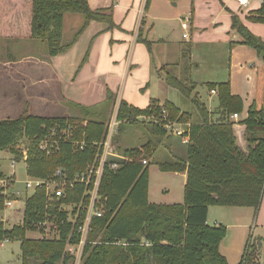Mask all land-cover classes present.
<instances>
[{"label":"trees","instance_id":"16d2710c","mask_svg":"<svg viewBox=\"0 0 264 264\" xmlns=\"http://www.w3.org/2000/svg\"><path fill=\"white\" fill-rule=\"evenodd\" d=\"M151 0H147L149 9ZM108 10L93 11L88 0H0V36L42 40L48 45L50 56L65 52L92 21L116 25ZM66 13H79L85 22L75 40L64 45L63 29ZM249 20L264 23V2L252 11ZM233 28L241 35L239 44L254 48L264 59V41L255 36L238 17H233ZM188 60L187 77L182 79L166 74L168 86L179 91L198 115L193 122L192 112H182L172 102L163 105L154 102L141 110L122 101L117 112L119 133L127 126L143 123L151 131V138L142 148H127L111 156L105 164L99 187L96 209L101 217H93L90 232L84 246L81 264H230L222 255L220 246L228 236L224 225L208 223L210 207L259 208L264 192V108L253 105L248 118L236 123L232 115L243 112V101L231 93L230 84L209 83V90H217L219 107L210 113L197 95L196 84L190 80V51L184 53ZM194 95V96H193ZM108 91L107 104L113 102ZM169 120L191 123L185 133V158L160 162L162 172L187 171L184 203L156 204L149 201L150 168L143 165L156 152L164 138H170L164 128V114ZM85 119L98 113L82 108ZM99 116L103 113L99 112ZM219 115L217 119L214 117ZM140 117L150 118L148 122ZM84 120V119H82ZM77 117L46 118L34 115L0 121V152L11 154L23 161L28 152L29 177L51 180L62 170L74 180L85 173L88 166L97 164L102 154L101 142L108 127L100 119H90L86 125ZM77 123L75 140L84 141L83 149L71 142L62 141L51 155L41 151L40 141L50 137L55 125L65 127ZM245 126L244 152L237 144L236 125ZM182 139L183 137H178ZM55 140H60L56 135ZM128 157V158H127ZM119 167L113 169L112 164ZM4 175L0 172V179ZM92 186L75 183L66 187V196L50 201L45 188H39L25 201L23 225L9 229L0 220V242L19 241L23 252V264H75V258L67 247L78 244V230L85 222ZM0 186V210L5 206L6 195ZM4 201V203H3ZM4 204V206H3ZM70 206L71 208L66 209ZM53 221L59 230L56 238H27L28 232H44L45 222ZM258 244L246 247L239 264H262L257 261ZM264 264V263H263Z\"/></svg>","mask_w":264,"mask_h":264},{"label":"crops","instance_id":"0c3cea01","mask_svg":"<svg viewBox=\"0 0 264 264\" xmlns=\"http://www.w3.org/2000/svg\"><path fill=\"white\" fill-rule=\"evenodd\" d=\"M154 1L151 0L149 9H146L147 0H88L93 11L108 10L105 12L106 14L112 13L116 26L109 29L110 26L106 22L92 21L77 38L76 35L83 26L85 17L79 13H66L62 43L66 45L72 43L75 38L76 40L65 52L57 56L49 55L50 63L37 64V67L40 68L37 81L42 85L41 91H37V89L36 93L31 96V98L35 97L41 100L39 104L33 102L29 106V110L35 112L34 116L77 117L80 116L78 110L82 108H93L107 103V95L110 91L113 98L118 97V101L111 103L115 102L116 108H119L122 101L141 110L147 109L154 102L160 105L172 102L182 112H192V121L195 122L198 115L195 116L194 111L186 109V106H190L189 101L187 102L177 89L168 86L165 80V71L171 67L175 68L177 78L187 77L188 60L184 58L186 51H190L191 55L189 75L190 80L196 84L194 94L205 104L210 113L215 112L219 107V98L217 90L215 93L209 90L207 86L209 83L228 82L231 93L242 99L244 108L239 118L233 120L236 123H241L248 118L249 109L253 105L259 109L264 108V59L254 48L239 44L242 37L233 28V17L235 16L255 36L264 41V23L248 19L253 16L251 12L258 10L264 0H254L251 6L245 8L240 7L233 0H227V2L219 0L222 8L218 14L210 16L212 18L209 20V28L212 32L208 35L203 34L209 28L199 25L200 4L206 1L209 5L207 10H213L210 5H215V0H192L189 14L183 18L181 23L184 31L183 40L175 41H170L169 37H167L169 40L167 41L162 33L155 31L157 21L165 20L167 17H158L157 14H153ZM235 5L236 7H234ZM174 6H178V2ZM77 15H82L84 20L82 21ZM189 17H191L190 27L189 30H185L183 23ZM174 19L181 21L182 18L179 15ZM186 33L188 38L184 37ZM151 34H159L158 39L163 45L162 49L158 50L162 52V55L159 68L155 66L157 76L153 70L152 51L155 41L149 39ZM200 41L209 46L207 49L213 48L215 51L207 50L203 55L200 54L197 51ZM127 43L134 51L132 58H130L131 51H125ZM143 46H147L150 53L146 55ZM217 49L219 51H216ZM137 52H139L137 56L142 58L135 60ZM153 75L155 76L154 80H152ZM154 81L155 86L159 88L157 94L151 90ZM53 83L55 88L52 95L50 85ZM203 86L210 93L208 104L202 100L200 88ZM175 92L182 97V105H178L168 98L169 94L173 96L176 94ZM163 98H166L165 102L160 100ZM15 116L14 118L20 117ZM218 117L219 115H216L214 120ZM139 120L149 121L147 117H140ZM108 125L109 123L106 126L108 127ZM190 125L191 123H187L184 124V127L188 129ZM235 135L238 146L247 152L245 126L236 125ZM156 152L160 153L162 157L168 158L169 161H174L186 157L187 147L180 138L171 135L170 138L162 141ZM163 173L173 174L182 179L183 194H175L170 199L171 191L166 189L165 198L171 201L160 202L164 197H158L160 200L151 201L149 187V201L156 204L184 203L187 171ZM230 216L232 219H228ZM208 223L211 226L224 225L228 228V236L222 242L220 251L230 264V255L233 252L238 251L241 247V251L244 253L249 231L253 232L257 238L255 241L258 244L257 261L264 263V192L261 204L257 209L251 207H210Z\"/></svg>","mask_w":264,"mask_h":264},{"label":"rangeland","instance_id":"374dc122","mask_svg":"<svg viewBox=\"0 0 264 264\" xmlns=\"http://www.w3.org/2000/svg\"><path fill=\"white\" fill-rule=\"evenodd\" d=\"M227 2V0H223ZM178 2V6H174V4ZM192 4V0H155L154 1V13L157 14L158 17L166 16L167 19L157 21L155 31L160 32L165 36L167 41H175V40H183V29L181 26L182 20L185 16H188V12L190 11ZM219 3V0H215V5H210L213 7V10H207L209 8L208 3L205 1L200 4V12H199V25L203 28H209V20H211L212 15L218 14V11L222 8V5ZM233 6V5H231ZM236 7V5L234 6ZM218 8V10H217ZM239 9V8H238ZM182 18L181 21L178 19V16ZM78 16V15H77ZM80 19L83 21L84 17L79 15ZM222 22V21H221ZM82 24V22H81ZM263 27V26H262ZM212 32L209 28L206 33L203 35H208ZM156 35V37H153ZM159 34H151L149 39L151 41H155L154 49L152 51L153 55V70L157 76L156 68H159L161 64V55L162 52L158 51L162 49L163 45L160 44L158 39ZM68 36V35H67ZM73 36V35H72ZM160 37V35H159ZM169 37V40L167 39ZM66 43V42H65ZM208 46V45H207ZM207 46L203 41L199 42V47L197 51L200 54H204V51H215L213 48L207 49ZM145 54L150 53L149 48L147 46H143ZM209 47V46H208ZM129 43L125 46V51L130 52V58L133 55V49L131 48ZM167 49V47H166ZM139 51V50H137ZM148 51V52H147ZM216 51H219L217 49ZM139 52H137L135 56V60L141 59L142 57L137 56ZM46 55V56H45ZM49 53H48V45L45 41L42 40H32L25 38H10L0 36V121L13 119L17 116H26V115H34V111L29 110V106L34 103L41 102L39 98H35L31 96L35 91H41V83L38 80V75L40 74V68L37 67L38 63L41 62H49ZM205 56V55H204ZM207 58V57H205ZM166 74L176 77V71L174 67L165 71ZM154 76V75H153ZM155 79V76L152 80ZM131 81V80H130ZM155 81L152 83L151 90L157 94L159 92V88L155 86ZM53 83L50 85V92L54 94ZM201 96L204 103L209 102L210 93L206 90V87H201ZM120 93V91H119ZM152 93V92H151ZM176 93V92H175ZM121 94V93H120ZM194 94V92H193ZM180 94H175L173 96L168 95L170 100L176 102V104L182 105V97ZM194 96V95H193ZM166 98L160 99L165 102ZM113 101H118V97L115 96ZM109 104L103 103L96 107L91 108L93 112L98 113L97 115L90 114V117L85 119L83 115L82 109L78 110V119L82 120L85 124L90 119H100L102 122L112 123L117 118L118 107L116 108V103ZM185 102V100H184ZM188 102V100H187ZM185 104V103H184ZM190 106H186L185 108L193 111V106L190 102H188ZM115 106V107H114ZM192 106V107H191ZM109 107V109H108ZM108 109V110H107ZM107 110V111H106ZM104 111V112H103ZM99 112L104 113L103 116H99ZM117 132L114 136V148L119 153L124 149L129 148H142L145 144H147L151 138V131L147 129V127L143 123H135L127 126L121 133H119V124L117 126ZM168 139V138H167ZM164 138L162 141L167 140ZM128 158V157H127ZM14 157L7 152H0V172L4 175V179H10L15 181L13 185H11L12 192H22V195L15 204L14 208H8L5 206L2 210H0V220H3L6 227L11 229L14 226L23 225L25 219V201L29 197L34 194V189H29L26 191L24 182L29 179V175L27 173V165L26 162L21 161L17 163L15 169L16 177L12 178L14 170L11 167L12 160ZM149 160V168H150V192H151V201L152 200H160L158 197H164L160 202H168L171 201L173 195L183 194L182 188V179L175 175H168L163 173L158 164L160 162L169 161L168 158H164L160 155V153L155 152L150 157ZM171 161V160H170ZM17 181V182H16ZM166 189L171 191L170 199L165 198ZM14 198V196H12ZM176 201V199H175ZM4 203V201H3ZM230 211V210H228ZM248 211V210H247ZM247 213V212H244ZM232 219L230 216L228 219ZM27 238L31 239H40V238H49L52 239V235L49 237L45 234L37 232H28ZM257 238L253 235V232L248 233V238L246 239L245 249L247 246H251L255 244ZM248 240V241H247ZM240 250V251H239ZM238 251L233 252L230 255L231 264H239L244 255L242 248L240 247ZM243 253V255H242ZM0 264H23V252L21 243L19 241H4L0 242Z\"/></svg>","mask_w":264,"mask_h":264},{"label":"built area","instance_id":"2783aa9c","mask_svg":"<svg viewBox=\"0 0 264 264\" xmlns=\"http://www.w3.org/2000/svg\"><path fill=\"white\" fill-rule=\"evenodd\" d=\"M236 2L240 7L245 8L251 6L252 2L254 0H233ZM190 20L191 17L186 18L183 27L185 30H189L190 27ZM185 38H188V34H184ZM215 93V91H213ZM164 114V128L169 132V134L174 135L176 137H183L182 142L188 143L189 138L188 136H184L187 129L184 127L183 124L174 122L169 120V116L167 115L166 111L163 112ZM233 120L238 119L239 115L234 114L231 117ZM150 120V118H148ZM119 121L117 118L108 125V130L106 133L105 139L101 142L100 146L102 149V154L97 160V164H93L88 166L85 173L78 175L74 180H70L66 177L65 173L62 172V170H58L56 172V175L54 179L51 180H43V179H37L29 177L27 181L24 182L25 189L28 191L29 189H34V192L37 191L39 188H45L47 192L48 199L52 201L61 200L66 196V187H74L75 183H83L86 186H92L90 191H87V193L90 194V203L88 207V213L85 219V222L82 226L79 227V234L80 242L78 244H70L67 247V250L70 255H72L75 258V264H81L82 255L84 246L86 244L88 234L90 232V223L93 217H101L103 215L102 210L96 209V203L98 202L99 198V187L101 183V179L104 172V167L106 162L111 156H118L115 148H114V136L116 134L117 126ZM84 125H86L84 123ZM78 129L77 123H71L69 125H66L65 127H62L60 125H55L51 129L50 137H46L40 141V150L45 152L47 155H51L54 152V149L60 146L61 142H71V144L77 149H83L86 146V143L84 141H76L75 140V130ZM56 135L60 136V140H55L54 137ZM28 159V152L25 150L23 161L25 162ZM21 161H17L16 159L12 160L11 167L14 170V173L12 175V178L16 177L15 169L17 166V163ZM143 165H148L149 161L143 159L142 161ZM113 169H117L119 167L118 163H114L111 165ZM14 180V179H13ZM10 179H0V186L4 187L5 189V195H6V206L8 208H14L15 204L18 203L22 192H12L10 193L15 181ZM17 182V181H16ZM14 196V198L12 197ZM63 208L65 206H62ZM66 208V207H65ZM71 208L68 206L66 209ZM42 234L47 235L48 237L52 235V238L58 237L59 230L58 226L53 221H46L44 232Z\"/></svg>","mask_w":264,"mask_h":264}]
</instances>
